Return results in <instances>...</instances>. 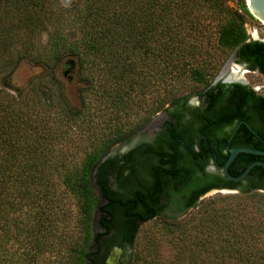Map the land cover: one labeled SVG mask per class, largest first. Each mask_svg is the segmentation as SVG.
<instances>
[{
	"label": "trees",
	"instance_id": "trees-1",
	"mask_svg": "<svg viewBox=\"0 0 264 264\" xmlns=\"http://www.w3.org/2000/svg\"><path fill=\"white\" fill-rule=\"evenodd\" d=\"M245 16L253 17L244 0L236 7L227 0H73L68 6L59 0H0V264H97L95 240L110 230L106 216L117 204L127 224L114 230L129 237L134 264L137 222L153 219L163 221L171 238L185 234L188 225H208L211 238L198 247L215 252L212 264L232 262L224 258L264 264V223L245 206L261 192L258 182L242 186V201L231 195V204L224 201L220 207L205 202L179 223L156 206L162 181L157 170L147 190L132 192L123 176L113 190L112 158L100 162L132 130L137 109L149 118L186 98L183 87L208 85L233 51L264 81V41L248 40ZM23 59L43 72L18 87L12 75ZM70 60L82 81L77 106L69 105L56 76ZM52 110L59 113L57 120L51 119ZM242 140L264 149V92L247 85H242ZM256 158L264 160L242 152V161L229 166L230 174L238 175ZM187 170L174 193L182 191L193 208L209 187L202 188L205 178ZM255 177L264 179L258 165L246 175ZM222 179L229 187L237 184ZM69 203L72 207H66ZM97 210L105 214L102 233L94 232ZM175 257H152L146 264H175ZM178 264H193V259Z\"/></svg>",
	"mask_w": 264,
	"mask_h": 264
},
{
	"label": "flooded vegetation",
	"instance_id": "flooded-vegetation-1",
	"mask_svg": "<svg viewBox=\"0 0 264 264\" xmlns=\"http://www.w3.org/2000/svg\"><path fill=\"white\" fill-rule=\"evenodd\" d=\"M230 56L233 58L231 69L238 71V75L234 76L231 82L223 81L226 75L216 79ZM246 71H256L260 74L257 68L250 67L247 62L242 61L236 51H233L213 75L208 85L196 88L186 98L167 103L146 123L140 124L126 137L116 142L109 150L114 152L109 157L112 158L108 167L110 187L116 190L118 178L123 176V181H126L124 184L132 192L142 188L147 190L154 178V171L157 170L162 181L158 200L155 201L156 206L159 212L166 213L170 219H177L191 209L182 191L174 193L176 188H182L187 169L193 170L197 178H205L206 182H203L202 188L206 185L211 188L202 195L212 189L229 188L242 192V186L257 182L258 189L264 191V179L259 177L253 180L250 179L251 177L246 179V174L243 179L233 181L228 179L221 169L229 158L231 149L248 147L264 151V149L242 144V85L251 87L256 93L264 92V81L262 92H258L257 88L251 86L246 79L242 82V75L244 76ZM236 101L238 106L233 108L237 111L233 113L231 104L235 105ZM245 124L250 128L247 123ZM257 138L258 141L262 139L260 136ZM242 152L238 151L234 155L227 170L234 162L242 161ZM255 155L264 156V154ZM254 161L264 162L262 158H256L252 162ZM258 166L264 172L262 166ZM167 170L175 172L177 178L170 179L171 176ZM242 171L241 168L239 174ZM222 178L237 184L229 187L222 184ZM122 192L123 190H119V193ZM202 195L197 198V202ZM104 202L106 201L103 200L100 203ZM113 212L114 214L106 216V223L110 225V230L95 240L94 251L97 264H129L127 261L131 256L129 237L114 230V227H120V225L126 227L127 223L122 221H126L127 216L120 204L113 208ZM102 214L100 210L95 212L97 215H94L95 233L105 232V229L99 226ZM123 217L125 219H122ZM141 223L142 221H138V226Z\"/></svg>",
	"mask_w": 264,
	"mask_h": 264
},
{
	"label": "rangeland",
	"instance_id": "rangeland-1",
	"mask_svg": "<svg viewBox=\"0 0 264 264\" xmlns=\"http://www.w3.org/2000/svg\"><path fill=\"white\" fill-rule=\"evenodd\" d=\"M227 1L231 7H236L240 2V0ZM59 2L63 6H68L71 3L65 2V0H59ZM245 26L249 34L256 32L258 38H264V24L258 19L245 16ZM227 58L228 57L224 58L223 61H225ZM217 70L214 72V74L217 72ZM41 72H43L41 67L36 66L31 62L23 59L12 75V84L18 87H24L29 80H31L35 75H38ZM56 76L62 82V90L69 105L77 106L79 104L77 89L82 83L78 73L77 64L73 66V64H64L63 62L56 71ZM244 77L251 86L257 88L258 92H262L263 80L262 76L258 72L246 71L244 72ZM191 86L192 87H183L180 92L182 94H190L193 90H195V88L201 87V85ZM54 99L57 100L56 97H54ZM54 103L58 106L59 100L55 101ZM58 114L59 113H57L55 110H52L51 119L55 118V120H57L59 117ZM154 114L155 113H153L149 118H151ZM144 116V109H137L136 112L132 115L129 127L133 130L140 124L146 123L149 118H144ZM231 195H238V199L242 201V195H239L237 191H227L225 189L221 191H212L206 194V196H204L203 198H200L195 207L189 209L187 213L183 214L177 219H174V221L185 223L186 220L189 219L190 215H194L198 210H200V206H202L205 202H211L214 205L216 204L218 207L222 206V203L224 201H228L229 204H231ZM245 206L247 210H249L248 214L250 216H259V218L262 219L264 223V191H261L258 193V195L252 196L251 199H248ZM66 207H72V203L67 204ZM237 207L241 206L239 205ZM237 216H239V220H242V217H240L241 215L239 213L237 214ZM162 222L163 221L161 219H153L142 222L138 226L133 253L134 255L135 253L138 255L139 260H137L135 264H146L147 260L152 259V257H155L157 261L165 260L173 254H176L175 264H178V262L180 261L187 263L188 261H190V259H193V264H200L203 259H208V262L206 260L207 264H212V258L213 256H215V252L210 251L207 245H204V247L202 248L198 247L200 240L207 239L206 241H209V239L211 238L209 235V227H207L208 225L203 228L200 227L197 223L188 225L185 234L177 235V237L173 236L171 238L170 236H167L165 234L164 229L162 228ZM263 237L264 234L262 235V238ZM176 241L177 243H175ZM132 258L133 256L131 255L130 258L127 259V261H129V264H134ZM222 261H232L228 264H239L237 262L234 263L235 259L224 258L222 259Z\"/></svg>",
	"mask_w": 264,
	"mask_h": 264
},
{
	"label": "water",
	"instance_id": "water-1",
	"mask_svg": "<svg viewBox=\"0 0 264 264\" xmlns=\"http://www.w3.org/2000/svg\"><path fill=\"white\" fill-rule=\"evenodd\" d=\"M72 0H65V2H71ZM246 1V5H247V8L250 12V14L258 19L259 21H261L262 23H264V0H245ZM248 40H261V41H264V38L260 39L258 38L257 34H249V38ZM70 62L73 64V61L70 60ZM232 62H233V58L232 56L229 57V59L226 61L225 63V66L223 68V70L218 74L217 78H220V77H224L223 81L225 82H231L234 80V78L232 77V74L234 76H237L238 74V71L236 72L235 70L231 69V65H232ZM245 81V78L244 76L242 75V82ZM238 151H243V152H249V153H254V154H264V151H260V150H256V149H252V148H248V147H242V148H235V149H231V153H230V156L229 158L227 159V161L225 162L224 165L221 166V169L223 170V173L225 174V176L230 179V180H233V181H237V180H240V179H243L244 176L249 172V170L254 166V165H260L262 166L263 170H264V162L262 161H254V162H251L242 172L241 174H239L238 176H232L228 170H227V167L229 165V163L231 162V160L233 159L234 155L238 152ZM114 154L113 151H109L107 152L104 156H102V158L100 159V162H103L105 161L107 158L111 157L112 155ZM99 162V163H100ZM96 172V168L93 170V174ZM94 184H96V179L93 177L92 178ZM223 189H212L210 190L209 192H207L206 194L212 192V191H221ZM225 190L227 191H236L234 189H229V188H226ZM206 194L202 195L200 198H203L204 196H206ZM102 203H100L101 205ZM97 216V215H95ZM95 219L94 218V227H95ZM87 264V263H86Z\"/></svg>",
	"mask_w": 264,
	"mask_h": 264
},
{
	"label": "bare ground",
	"instance_id": "bare-ground-1",
	"mask_svg": "<svg viewBox=\"0 0 264 264\" xmlns=\"http://www.w3.org/2000/svg\"><path fill=\"white\" fill-rule=\"evenodd\" d=\"M263 24H264V23H263ZM253 34L255 35V34H257V33L255 32V33H253ZM232 77L234 78V75H233V74H232Z\"/></svg>",
	"mask_w": 264,
	"mask_h": 264
}]
</instances>
